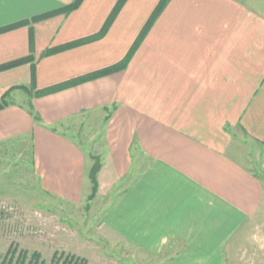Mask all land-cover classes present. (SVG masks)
<instances>
[{"label":"crops","instance_id":"obj_1","mask_svg":"<svg viewBox=\"0 0 264 264\" xmlns=\"http://www.w3.org/2000/svg\"><path fill=\"white\" fill-rule=\"evenodd\" d=\"M70 1L0 0V28L27 21L0 32V66L34 56L0 69V147L27 140L41 187L75 203L97 156L105 238L155 264H228L264 207V0H171L124 70L39 94L121 61L159 2L127 0L103 36L43 56L99 33L118 0L32 20Z\"/></svg>","mask_w":264,"mask_h":264},{"label":"rangeland","instance_id":"obj_2","mask_svg":"<svg viewBox=\"0 0 264 264\" xmlns=\"http://www.w3.org/2000/svg\"><path fill=\"white\" fill-rule=\"evenodd\" d=\"M73 130L91 150L84 124ZM225 130L234 136L232 128ZM113 196L91 192L76 203L55 197L41 187L27 140L0 147V262L14 245V262L25 251L24 264L34 252L40 253L39 264H155L145 250L101 234L99 224ZM232 244L235 255L228 264H264V207Z\"/></svg>","mask_w":264,"mask_h":264},{"label":"trees","instance_id":"obj_3","mask_svg":"<svg viewBox=\"0 0 264 264\" xmlns=\"http://www.w3.org/2000/svg\"><path fill=\"white\" fill-rule=\"evenodd\" d=\"M83 1L84 0H72L71 2L63 5L61 8H59L57 10H54V11H51V12H47L45 14L38 15V16L34 17L32 20L36 21V20H39L41 18L52 16V15H55V14H60V13L68 14L71 11L79 8L80 5L83 3ZM126 1L127 0H118L116 2L113 10L111 11L109 17L107 18L102 30L99 33H97L96 35H92V36H89V37H85V38H81V39H78V40H75V41H71L69 43H65V44L60 45L58 47L48 48L47 50H45L43 52L42 55L43 56L44 55H48V54H51V53H54V52H57V51H60V50L66 49V48L73 47L75 45L83 44V43H85L87 41H90V40H93V39H96V38H99V37L103 36L106 33V31L109 28V26L114 21L115 17L121 11V9H122V7H123V5L125 4ZM170 1L171 0H159V2L157 3L156 7L154 8V10L152 11L151 15L149 16L148 20L146 21V23L142 27V29H141L139 35L137 36L136 40L134 41V43L132 44L131 48L129 49V51L127 52V54L125 55V57L121 61H119V62H117V63H115L113 65L104 67L102 69L93 71L91 73L85 74L83 76L77 77V78L72 79V80H70L68 82L61 83V84L56 85V86H54L52 88L39 91L40 92L39 94H43V93L48 92L50 90H55V89L62 88V87L68 86V85L76 84V83H79V82H82V81H86V80L97 78V77H100V76H103V75H107V74H110V73H113V72L124 70L127 67V65L129 64V62L132 59V57L134 56L136 50L141 45V43L144 40L145 36L147 35L149 30L151 29V27L155 23L156 19L163 12V10L165 9V7L167 6V4ZM26 22L27 21H21V22L15 23L13 25H10L8 27L0 28V32L8 30V29H11V28H14V27L19 26L21 24H25ZM33 60H34V56L33 55H27L25 57H22L20 59H17L15 61H11L9 63H6V64L0 66V69L1 68H9V67H12V66H15V65H18V64H21V63H25V62H32ZM7 94L8 93H5V95L3 96V98H2V100L0 102V109H2L7 104V101L5 99ZM29 110H30L31 114L33 115V117L35 118V120H37V121L41 120V117H40L39 113L35 110V108L33 107L32 103H29ZM100 168H101L100 159L98 157H95V163L93 164V167H92L91 172H90V179H91V182L93 184L92 194H96L97 193V189H98L97 173L100 170ZM16 252H17V247L13 245L11 248H9L6 256L0 262V264H24V260L26 258L27 253L25 251H21L19 253V255H18L17 261L14 262V255H15ZM62 256H64L63 253H61V255L59 257H62ZM59 257H56V255H55V258H59ZM39 260H40V253L34 252L32 254V258H31V260H30V262L28 264H39ZM64 264H77V261L74 262V263H72V262L69 263V261H67Z\"/></svg>","mask_w":264,"mask_h":264}]
</instances>
